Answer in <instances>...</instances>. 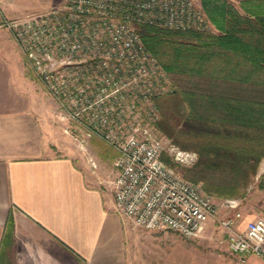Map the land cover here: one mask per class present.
Returning a JSON list of instances; mask_svg holds the SVG:
<instances>
[{"label": "built area", "instance_id": "2783aa9c", "mask_svg": "<svg viewBox=\"0 0 264 264\" xmlns=\"http://www.w3.org/2000/svg\"><path fill=\"white\" fill-rule=\"evenodd\" d=\"M1 15V26L56 101L65 132L79 145L98 137L118 152L113 188L119 213L135 227L185 238L218 219V205L202 184L164 160L169 152L190 164L197 153L159 136L157 99L174 87L137 28L211 31L195 0H66L43 12ZM90 162L97 168L94 158ZM227 205L238 203L229 199ZM243 219L238 211L220 221L228 248L243 260L264 258V217Z\"/></svg>", "mask_w": 264, "mask_h": 264}, {"label": "crops", "instance_id": "0c3cea01", "mask_svg": "<svg viewBox=\"0 0 264 264\" xmlns=\"http://www.w3.org/2000/svg\"><path fill=\"white\" fill-rule=\"evenodd\" d=\"M2 37L0 264H151V231L117 211L111 181L91 182L85 152L105 143L101 155L114 161L116 175L118 152L98 137L79 145L66 133L57 103L44 97L11 33ZM248 261L264 264L258 256Z\"/></svg>", "mask_w": 264, "mask_h": 264}, {"label": "trees", "instance_id": "16d2710c", "mask_svg": "<svg viewBox=\"0 0 264 264\" xmlns=\"http://www.w3.org/2000/svg\"><path fill=\"white\" fill-rule=\"evenodd\" d=\"M202 2L218 33L137 28L177 87L164 100L170 111L157 99L159 128L177 146L186 138L181 148L198 154L185 178L209 195L238 198L264 159V0ZM13 228L11 213L6 233Z\"/></svg>", "mask_w": 264, "mask_h": 264}, {"label": "rangeland", "instance_id": "374dc122", "mask_svg": "<svg viewBox=\"0 0 264 264\" xmlns=\"http://www.w3.org/2000/svg\"><path fill=\"white\" fill-rule=\"evenodd\" d=\"M66 0H1L0 2V39L7 29L1 26L2 15L4 14L8 18L23 16L33 12H43L48 9L54 8ZM205 11L207 17L211 21L212 30L208 32L218 33L219 30L217 26L213 23L210 15L203 6L202 0H195ZM233 4L239 5L240 0H227ZM27 70V69H26ZM28 78L33 79L27 71H25ZM32 74V73H31ZM33 75V74H32ZM37 79V78H36ZM38 80V79H37ZM40 85L47 92L44 97L50 96L45 85L38 80ZM173 84V82H172ZM175 86V85H174ZM177 89V87H174ZM176 90H171L170 92L161 95L159 98L160 105L170 111V106L164 100L167 99V95L175 92ZM41 92L45 93L43 90ZM166 95V96H165ZM53 98V97H52ZM158 98V99H159ZM55 101V100H54ZM56 102V101H55ZM159 106V105H158ZM160 109V107H159ZM161 113V111H160ZM63 121V120H61ZM64 122V121H63ZM65 123V122H64ZM159 136L162 137L165 142L175 144V140L159 128ZM97 140V139H96ZM99 141V139H98ZM174 141V142H173ZM178 144V143H177ZM181 144H190L186 139H182ZM181 144L178 146L181 150ZM176 145V144H175ZM177 146V145H176ZM92 148V149H91ZM191 151V150H186ZM194 152V151H191ZM95 153V154H94ZM108 153L106 150L105 143L99 141L97 144H93L86 152L85 156L91 161V158L98 159L97 168L93 167V172L90 176L92 177L91 182L95 184H102V182L108 181V185H113V180L116 177V171L112 159L110 157H104L101 154ZM166 159L174 165V168L178 170L184 177V168L190 167L196 163L197 158L194 162L190 164H185L180 161L175 160L169 152L165 153ZM95 155V156H94ZM96 160V159H95ZM91 163V162H90ZM264 175V159L261 161L257 175L253 178L251 184L248 186L246 195L238 198H226L217 195H210L216 202L219 208L218 219L209 220L200 233L199 236L195 238H185L179 234L170 231H151V253L150 261L151 264H248V258L245 260L233 253L227 246V233L225 229L221 226L220 221L224 220L230 216H233L236 212H241L244 215V220L248 221L256 217H264V190L259 188L260 178ZM111 181V183H110ZM107 183V182H106ZM110 183V184H109ZM229 199H235L238 203L237 207L231 208L227 205ZM121 214V213H120ZM122 215V214H121Z\"/></svg>", "mask_w": 264, "mask_h": 264}]
</instances>
